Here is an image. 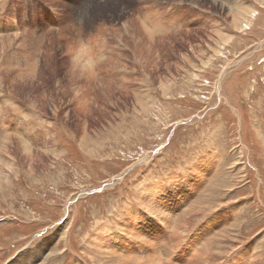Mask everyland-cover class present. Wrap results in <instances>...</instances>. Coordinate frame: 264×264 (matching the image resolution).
Masks as SVG:
<instances>
[{"label": "rangeland", "instance_id": "374dc122", "mask_svg": "<svg viewBox=\"0 0 264 264\" xmlns=\"http://www.w3.org/2000/svg\"><path fill=\"white\" fill-rule=\"evenodd\" d=\"M0 7V264H264V0Z\"/></svg>", "mask_w": 264, "mask_h": 264}, {"label": "bare ground", "instance_id": "6f19581e", "mask_svg": "<svg viewBox=\"0 0 264 264\" xmlns=\"http://www.w3.org/2000/svg\"><path fill=\"white\" fill-rule=\"evenodd\" d=\"M2 5H4V4L2 3ZM0 8H1V7H0ZM239 13H240V12H236V13H235L236 15L233 16L234 24L239 23V18H241V16H242V15L239 14ZM237 14H238V15H237ZM236 26H237V25H236ZM12 36H13V35H12ZM14 36H15V35H14ZM24 36H27V35L24 34ZM28 36H29V35H28ZM1 37H2V36H1ZM5 37H6V36H5ZM8 37H9V36H7V38H8ZM21 37H22V36H21ZM7 38H5V40H6ZM9 38H10V37H9ZM14 38H15V37H14ZM17 38H18V37H17ZM25 38H26V37H24L23 39H25ZM31 38H32V37H30V39H31ZM2 39H3V38H2ZM11 39H12V38H11ZM11 39H10V40H11ZM28 39H29V38H28ZM5 40H4V41H5ZM10 40L7 39V41H10ZM15 40H16V39H15ZM0 41H1V40H0ZM5 42H6V41H5ZM28 42H29V41H28ZM2 43H3V42H2ZM10 43H11V41H10ZM12 43H13V42H12ZM12 43H11V45H12ZM26 43H27V42H26ZM0 44H1V42H0ZM6 44H7V43H6ZM19 44H20V43H19ZM4 45H5V44H4ZM24 45H25V44H24ZM26 45H28V44H26ZM28 46L30 47V44H29ZM6 47H7V46H6ZM15 47H16V43H15ZM19 47H20V46H19ZM19 47H18V48H19ZM3 48H4V47H3ZM7 48H8V47H7ZM22 48H23V47H22ZM20 49H21V47H20ZM11 50H12V49H11ZM16 78L19 79V80L21 79L19 75H16ZM16 85H17V84H16ZM18 85H19V84H18ZM11 101H12V99H11ZM8 102H10V101H8ZM13 103H14V102H13ZM5 104H6V103H5ZM9 104L12 105V103H9ZM9 104H7V105H9ZM1 106H2V105H1ZM12 106H13V105H12ZM14 107H15V106H14ZM16 108H18V107H16ZM16 108H15V109H16ZM15 109H14V110H15ZM20 109H21V108H20ZM18 110H19V109H18ZM5 111H8V110L6 109ZM16 111H17V110H16ZM19 111H20V110H19ZM6 113H7V112H6ZM19 114H20V112H19ZM21 114H22V111H21ZM2 115H3V113H2ZM4 115H5V114H4ZM54 115H55V114H54ZM25 118H26V117H25ZM0 121H1V120H0ZM0 123H1V122H0ZM4 127H5V126H4ZM83 128H84V126H83ZM83 128H82V129H83ZM3 130H4V129H3ZM4 132H5V130H4ZM22 132H23V131H22ZM82 133H83V134H82V137L80 138V144L82 143V147H85L86 144H87V140H85V138H86L87 136H86V134H85L84 131H83ZM18 135H19V134H18ZM4 138H7V136L4 137ZM8 138H9V137H8ZM20 138H21V137H20ZM22 139H23V138H22ZM20 140H21V139H20ZM22 142H26V141L24 140V141H22ZM22 142H20V143L22 144ZM22 146H23V145H22ZM118 228H119V227H118ZM121 230H122V229H121Z\"/></svg>", "mask_w": 264, "mask_h": 264}]
</instances>
